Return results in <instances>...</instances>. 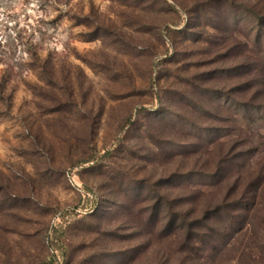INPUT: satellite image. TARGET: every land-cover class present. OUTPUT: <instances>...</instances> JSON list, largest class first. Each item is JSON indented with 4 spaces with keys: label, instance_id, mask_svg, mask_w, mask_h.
<instances>
[{
    "label": "rangeland",
    "instance_id": "374dc122",
    "mask_svg": "<svg viewBox=\"0 0 264 264\" xmlns=\"http://www.w3.org/2000/svg\"><path fill=\"white\" fill-rule=\"evenodd\" d=\"M0 54V264H264V0H0Z\"/></svg>",
    "mask_w": 264,
    "mask_h": 264
},
{
    "label": "trees",
    "instance_id": "16d2710c",
    "mask_svg": "<svg viewBox=\"0 0 264 264\" xmlns=\"http://www.w3.org/2000/svg\"><path fill=\"white\" fill-rule=\"evenodd\" d=\"M1 62H2V58L0 54V63ZM9 81H10V75L8 71L5 69L0 73V111H1V107H5L6 110L11 109V103H12L13 96L11 93L8 92ZM257 225L259 227L258 230L255 228V226H253L254 227L253 235H255V238L257 241H260V239H264V218L261 219L259 224ZM251 226H252V222H246V224L236 232L237 238H235V240L243 241V239L246 238V236H248L249 234H252ZM187 232H188L189 237H191L194 233L193 230L191 229H189Z\"/></svg>",
    "mask_w": 264,
    "mask_h": 264
}]
</instances>
